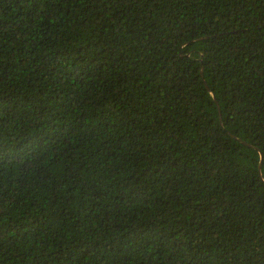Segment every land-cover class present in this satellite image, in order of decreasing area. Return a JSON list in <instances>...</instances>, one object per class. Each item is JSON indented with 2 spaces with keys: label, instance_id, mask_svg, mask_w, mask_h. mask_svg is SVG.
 <instances>
[{
  "label": "trees",
  "instance_id": "1",
  "mask_svg": "<svg viewBox=\"0 0 264 264\" xmlns=\"http://www.w3.org/2000/svg\"><path fill=\"white\" fill-rule=\"evenodd\" d=\"M0 264H264V0H0Z\"/></svg>",
  "mask_w": 264,
  "mask_h": 264
},
{
  "label": "water",
  "instance_id": "2",
  "mask_svg": "<svg viewBox=\"0 0 264 264\" xmlns=\"http://www.w3.org/2000/svg\"><path fill=\"white\" fill-rule=\"evenodd\" d=\"M201 77H202V72H201ZM261 159H262V156L260 155V163H259V166L258 167L261 166Z\"/></svg>",
  "mask_w": 264,
  "mask_h": 264
}]
</instances>
